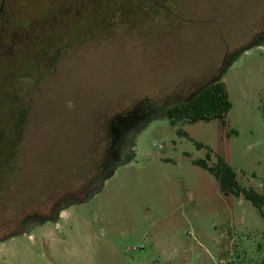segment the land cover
Wrapping results in <instances>:
<instances>
[{
  "label": "rangeland",
  "instance_id": "rangeland-1",
  "mask_svg": "<svg viewBox=\"0 0 264 264\" xmlns=\"http://www.w3.org/2000/svg\"><path fill=\"white\" fill-rule=\"evenodd\" d=\"M146 2L0 0V264H264V216L194 163L264 193V0ZM213 80L228 125L172 124Z\"/></svg>",
  "mask_w": 264,
  "mask_h": 264
},
{
  "label": "trees",
  "instance_id": "trees-1",
  "mask_svg": "<svg viewBox=\"0 0 264 264\" xmlns=\"http://www.w3.org/2000/svg\"><path fill=\"white\" fill-rule=\"evenodd\" d=\"M145 1L150 5L160 6L163 10L169 9L168 7L171 3V0ZM119 11H122V9L119 8ZM232 107L233 103L226 83L222 80H213L205 84L187 100L168 106L165 110V114L174 125L182 119H186L189 122L219 119L221 123L226 126L228 125L227 118ZM195 143L198 148H206L207 155L206 158L195 159L194 163L211 172L218 180L222 191L238 197L243 195L251 200L259 209L261 215L264 216V193L259 192L253 187L247 188L243 186L239 181L235 168L221 154L217 153L216 163L210 164L209 161L212 159L214 149L210 145L197 140ZM11 159H14V156L8 149H0V206L4 207L5 210L15 206L21 210L24 200L19 196H15L17 189H15L14 183L9 181V179H13L9 175V170L13 168V165L9 163L12 161ZM6 195H8V198L5 197ZM31 217H33V215L28 216L24 223Z\"/></svg>",
  "mask_w": 264,
  "mask_h": 264
},
{
  "label": "water",
  "instance_id": "water-1",
  "mask_svg": "<svg viewBox=\"0 0 264 264\" xmlns=\"http://www.w3.org/2000/svg\"><path fill=\"white\" fill-rule=\"evenodd\" d=\"M113 166L114 165L112 164L111 167L109 168V171L111 170V168ZM109 171H107V172H109ZM107 172L105 171V172L100 173L99 177L97 178L98 182L96 183L95 189L99 188L101 186V181L106 177Z\"/></svg>",
  "mask_w": 264,
  "mask_h": 264
},
{
  "label": "built area",
  "instance_id": "built-area-1",
  "mask_svg": "<svg viewBox=\"0 0 264 264\" xmlns=\"http://www.w3.org/2000/svg\"><path fill=\"white\" fill-rule=\"evenodd\" d=\"M232 264H238L236 261H234Z\"/></svg>",
  "mask_w": 264,
  "mask_h": 264
},
{
  "label": "crops",
  "instance_id": "crops-1",
  "mask_svg": "<svg viewBox=\"0 0 264 264\" xmlns=\"http://www.w3.org/2000/svg\"><path fill=\"white\" fill-rule=\"evenodd\" d=\"M230 94V93H229Z\"/></svg>",
  "mask_w": 264,
  "mask_h": 264
}]
</instances>
